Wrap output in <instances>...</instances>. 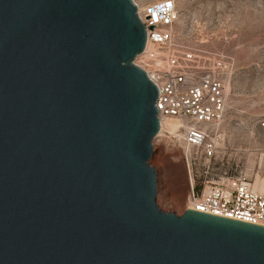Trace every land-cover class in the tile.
<instances>
[{
  "label": "water",
  "instance_id": "1",
  "mask_svg": "<svg viewBox=\"0 0 264 264\" xmlns=\"http://www.w3.org/2000/svg\"><path fill=\"white\" fill-rule=\"evenodd\" d=\"M137 12L0 0V264H264L263 227L158 208Z\"/></svg>",
  "mask_w": 264,
  "mask_h": 264
},
{
  "label": "rangeland",
  "instance_id": "2",
  "mask_svg": "<svg viewBox=\"0 0 264 264\" xmlns=\"http://www.w3.org/2000/svg\"><path fill=\"white\" fill-rule=\"evenodd\" d=\"M145 6L167 0H134ZM133 1V2H134ZM176 33L188 45L228 57L234 69L227 87V113L220 151L196 162V192L207 182L245 175L264 178V0H173ZM150 165L157 174V206L182 216L190 192L181 139L156 137Z\"/></svg>",
  "mask_w": 264,
  "mask_h": 264
},
{
  "label": "built area",
  "instance_id": "3",
  "mask_svg": "<svg viewBox=\"0 0 264 264\" xmlns=\"http://www.w3.org/2000/svg\"><path fill=\"white\" fill-rule=\"evenodd\" d=\"M135 6L147 42L134 64L146 73L160 94L156 102L160 122L157 137L170 136L166 129L162 130V121L174 120L181 126L183 159L190 185L185 212L264 228V192L256 191L248 177L207 182L196 192L192 175L197 161L210 162L220 151V130L227 113L233 60L183 42L176 33L179 12L175 1ZM260 125L264 128V122Z\"/></svg>",
  "mask_w": 264,
  "mask_h": 264
},
{
  "label": "bare ground",
  "instance_id": "4",
  "mask_svg": "<svg viewBox=\"0 0 264 264\" xmlns=\"http://www.w3.org/2000/svg\"><path fill=\"white\" fill-rule=\"evenodd\" d=\"M134 3H135V1H134ZM164 3H166V2H164ZM161 127H162V130L166 129L170 136L175 137L176 139H181L180 123H178L174 120H166V121L161 122ZM254 189L260 193L264 192V178H261L259 176L256 177V180L254 182Z\"/></svg>",
  "mask_w": 264,
  "mask_h": 264
}]
</instances>
